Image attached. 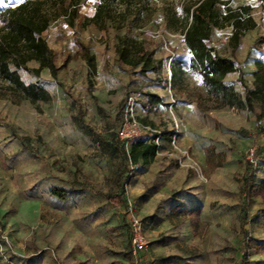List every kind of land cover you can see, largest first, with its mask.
Returning a JSON list of instances; mask_svg holds the SVG:
<instances>
[{
  "label": "rangeland",
  "instance_id": "obj_1",
  "mask_svg": "<svg viewBox=\"0 0 264 264\" xmlns=\"http://www.w3.org/2000/svg\"><path fill=\"white\" fill-rule=\"evenodd\" d=\"M19 1L0 0V9ZM98 1L80 7L73 27L55 21L42 33L61 67L55 77L46 67L38 77L20 72L23 84L49 91L50 103L0 98V264H264V192L255 189L264 180V125L259 128L252 113L231 106L182 110L196 105V92L206 97L207 87L189 68L180 31L159 27L161 21L135 30L137 39L159 41L161 69L142 76L121 65L114 44L123 30L81 26ZM150 1L179 12L186 0ZM225 1L232 8L250 6L256 23L234 50L228 44L231 26L211 30L213 45L225 46L236 64L225 81L243 95L240 71L251 86L253 61L263 58L250 46L264 34V0ZM78 41L95 55V75L73 58ZM172 64L183 71V95L170 89ZM144 93L161 102L148 103ZM132 118L161 137L176 120L177 150L170 140L143 134L141 139L157 146L156 155L131 170V145L116 132ZM193 140L223 152L222 166L209 170L206 161L201 164L190 149ZM51 187L68 191V198H53ZM116 193L120 205L102 196ZM132 216L147 241L140 253L131 244Z\"/></svg>",
  "mask_w": 264,
  "mask_h": 264
},
{
  "label": "trees",
  "instance_id": "obj_2",
  "mask_svg": "<svg viewBox=\"0 0 264 264\" xmlns=\"http://www.w3.org/2000/svg\"><path fill=\"white\" fill-rule=\"evenodd\" d=\"M86 1L20 0L15 6L0 9V98L15 104L28 101L35 106H38L39 102L52 101L49 91L38 83L23 84L20 72L23 70L38 77L42 68L46 67L50 75L55 77L61 67L56 65L57 55L48 46L42 33L55 21L65 22L73 27L76 18L80 17V7ZM228 4L225 0H186L178 12L171 5L159 7L150 0H99L93 16L83 17L81 26L93 25L103 31L109 28L123 30V34L117 37L114 44L117 61L121 65L137 69L142 76L160 70L162 59L156 55L159 41L145 36L137 39L135 30L161 21L160 25L157 24L159 27L180 31L190 54L189 68L201 76L203 84L207 87L206 97L199 91L194 95L197 108L201 112L226 106L246 110L255 116L257 126L261 128L264 125V34L256 36L250 46L263 56L253 61V69L250 71L251 86L244 83L243 73L240 71L239 81L244 87V94L241 95L225 81L229 74L236 71V64L225 46L213 45L211 30L231 26L228 44L231 50H234L241 37L254 29L256 23L250 14V6L232 8ZM77 46L78 50L73 58H80L88 71L95 75V55L87 45L79 41ZM69 59L70 57L65 58L64 62ZM30 63H35L37 67L30 68ZM173 64L170 69V89L183 95V71ZM144 94L148 103L161 102L153 93ZM163 138L171 140L170 134L160 136V139ZM156 151L155 144L139 139L131 144L128 157L132 163L141 161L143 165H147L155 158ZM205 161L207 169L214 170L225 162V154L216 152L212 145L207 146ZM252 172L253 166L247 176L250 177ZM244 186L243 181L242 187ZM255 189L257 192H264V180L256 185ZM88 190L100 194L93 188ZM49 194L59 201L68 198V191L60 187H51ZM102 196L114 205H120L123 201L119 193ZM182 214L186 216L189 211L184 209ZM190 214L197 216V211ZM197 221L195 218L196 227Z\"/></svg>",
  "mask_w": 264,
  "mask_h": 264
},
{
  "label": "built area",
  "instance_id": "obj_3",
  "mask_svg": "<svg viewBox=\"0 0 264 264\" xmlns=\"http://www.w3.org/2000/svg\"><path fill=\"white\" fill-rule=\"evenodd\" d=\"M174 99H172V103ZM170 113L173 115V112L170 110ZM173 127L170 133V143L174 149L177 150V145L175 144L176 137L178 134V124L177 121L174 120ZM145 135L154 136V140H159L161 136V132L159 130L151 128L149 125H141L137 122L136 119L132 118L129 121L125 122L123 126L117 130L116 136L131 145L137 140L141 139L140 137ZM138 169V165L136 163L131 164V170L136 171ZM130 228H131V244L133 247L134 253H140L147 248L146 237L142 231L141 223L135 217H131L129 220Z\"/></svg>",
  "mask_w": 264,
  "mask_h": 264
},
{
  "label": "crops",
  "instance_id": "obj_4",
  "mask_svg": "<svg viewBox=\"0 0 264 264\" xmlns=\"http://www.w3.org/2000/svg\"><path fill=\"white\" fill-rule=\"evenodd\" d=\"M230 75V74H229ZM164 102V101H163ZM167 102V101H166ZM188 106V110L190 112H195L194 110H196V105H183L182 110H186L185 107ZM171 110L173 109L172 106H170ZM169 130V129H168ZM162 141V140H161ZM206 146H200L199 143L196 142V140H193L192 143H190V149L192 151L193 154H196L198 157V161L201 164H204L205 162V149Z\"/></svg>",
  "mask_w": 264,
  "mask_h": 264
}]
</instances>
